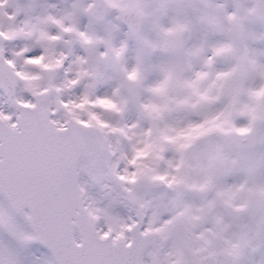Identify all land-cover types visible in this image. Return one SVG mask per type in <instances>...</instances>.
<instances>
[{"label":"rangeland","instance_id":"obj_1","mask_svg":"<svg viewBox=\"0 0 264 264\" xmlns=\"http://www.w3.org/2000/svg\"><path fill=\"white\" fill-rule=\"evenodd\" d=\"M17 1L0 0V27L23 38L0 40L26 66L14 78L17 97L43 91L55 125L79 121L103 137L97 167L77 163L78 193L97 235L128 242L140 210L144 264H264V24L253 0H109L95 35L110 45L102 63L72 55L63 76L40 68L46 56L29 66L46 54L52 33L46 0L26 8ZM127 9L143 21L134 36L119 21ZM65 24V44L89 40L77 13ZM0 116L14 124L1 93ZM247 131L254 150L226 143L227 134ZM29 222L27 210L16 213L0 197V264H53L32 244Z\"/></svg>","mask_w":264,"mask_h":264},{"label":"water","instance_id":"obj_2","mask_svg":"<svg viewBox=\"0 0 264 264\" xmlns=\"http://www.w3.org/2000/svg\"><path fill=\"white\" fill-rule=\"evenodd\" d=\"M255 13L261 21H264V0H255ZM136 18L137 17L132 16L131 19V27H133L135 31L138 28V19ZM6 93L8 100L12 102L14 98L11 83L9 82H7ZM35 111H37V113L39 114L38 122L40 123V125H37V122H33L32 126L29 127L28 124L30 119H26L25 122L23 119V127H21L24 131H27L28 129H31L33 131H27L26 135H29L32 132L33 137L35 136L36 132L39 131L43 135V140L40 141V143L42 144L41 150L30 147L34 152L35 157H37L38 159H42V162L45 164L46 157L43 156L46 153V150L44 149L46 146L50 148L53 147V149L55 147L56 150L61 151V155L70 157V159L66 161V164L69 167L64 168L65 166L63 167L60 162L56 163L55 158L57 156L55 155V152L52 153V155H54V170L56 171V175H53L52 179L53 185L61 191L60 195L55 197L58 200L56 204L59 207H55L54 211L60 210L64 213L59 219L58 223H53L51 226H49V230L47 232L52 234L54 233V236L57 237V241H59L61 238H64V240L60 244L54 246L46 243V246L48 247V249H50L57 264H102V262L99 261V253L102 251V248L117 250L118 256L114 257L113 259L114 261L118 262L117 264H123L124 262L121 263V256L124 254V252H126V250L120 243L116 246H111L106 243L107 241H101L95 238L94 233L91 230L89 221L86 217L85 210L81 207L79 198L77 197L75 192L76 186L74 172L77 160L79 158H84L91 166L95 167L97 164V160L102 155V146L98 150H95V148H93L92 150L84 151L83 149L78 148L76 145L73 146L72 144L66 143L65 140L61 143V140L66 139L64 133H60L57 135L60 140H50L49 137L51 135V128L48 124L47 117L42 113L43 111L41 110V107L39 105L35 108ZM4 130L5 129L0 124L1 140L5 139V141H9V138L13 140L15 139L13 136L16 135L13 131L7 130L5 132ZM227 140L237 149L242 151L250 150L255 146V138L252 134L243 136L230 134L227 136ZM29 142L32 144L35 143V141L31 139H29ZM56 142L59 143V146L54 145ZM5 148L6 146L3 142L2 146H0V155H5ZM26 154L28 155V152H26ZM1 169L2 168H0V193L4 194L5 196L7 195L6 197L11 207L16 211H19L24 206L30 207L32 211V228L35 231L37 237H41V234L39 233L40 231L37 227V222L42 218V216H45L47 213L44 212L46 209L45 207L42 208L40 213L37 212L38 206L40 207L38 199H44V194L43 191L40 190L39 184L35 182L32 183L31 181L29 187H24L19 183V181L16 182L14 179H11V181L5 183V189L2 186V183L6 179L11 178L14 168H4L6 169V171ZM44 171L46 172V170ZM45 176L46 175H43L41 177ZM48 176L49 173L47 174L46 178ZM35 199L36 202L34 201ZM36 203L38 204V206L36 205ZM72 218H74L73 222L71 221ZM136 219L137 224L132 231V241L136 242L137 253H135V260L137 264H139L138 260L147 246V238L141 236L139 233V230L142 226V218L140 213L137 214ZM74 229H77L82 237V245L80 246H75L71 239V235ZM75 252H77L76 255H80L81 259H85L84 262H74Z\"/></svg>","mask_w":264,"mask_h":264},{"label":"flooded vegetation","instance_id":"obj_3","mask_svg":"<svg viewBox=\"0 0 264 264\" xmlns=\"http://www.w3.org/2000/svg\"><path fill=\"white\" fill-rule=\"evenodd\" d=\"M93 1L94 0H75L74 2L76 5L74 6L76 10L72 11V7L70 6L72 0H46V7L49 11V18L46 20V23L50 27L52 33L48 38L45 39V42L42 44L41 48L46 53L44 56H42V58L46 56L45 58L48 60L46 70L50 71L51 74H55L53 76H63V73L66 72L68 65H70V58L72 55H77L84 58L87 65H90V62H93L94 64L92 65L96 66L95 64H101L103 61L102 53L106 49L110 48L108 43L105 44V42L95 41L96 30L99 32L97 26L100 25V23L96 22L89 13ZM69 11L72 13H77L78 17H80L85 22L88 30H83V33L81 34H83L85 37H89V42H78L80 43L79 46L76 44H65L67 43V40L64 41L63 39L66 35L70 36L71 33L67 29L68 25L65 27V17ZM15 15H17V12ZM46 23L45 27H48ZM17 31L20 33L19 30ZM13 33L15 34V32ZM106 35L109 36V34ZM13 38L18 39L22 37H15L13 35ZM0 51L2 52V55H5L6 57L12 58L15 55L14 51L6 50L1 46ZM126 55H128V53H126ZM108 58L109 61L116 60V58L113 56V53ZM105 63L107 62L105 61Z\"/></svg>","mask_w":264,"mask_h":264},{"label":"bare ground","instance_id":"obj_4","mask_svg":"<svg viewBox=\"0 0 264 264\" xmlns=\"http://www.w3.org/2000/svg\"><path fill=\"white\" fill-rule=\"evenodd\" d=\"M217 255H219V253L217 252Z\"/></svg>","mask_w":264,"mask_h":264}]
</instances>
